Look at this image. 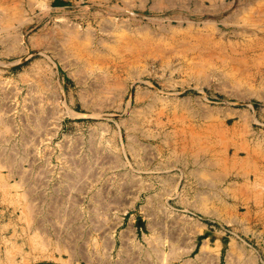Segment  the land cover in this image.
<instances>
[{"label":"rangeland","instance_id":"1","mask_svg":"<svg viewBox=\"0 0 264 264\" xmlns=\"http://www.w3.org/2000/svg\"><path fill=\"white\" fill-rule=\"evenodd\" d=\"M141 1L0 0V264H264V0Z\"/></svg>","mask_w":264,"mask_h":264},{"label":"bare ground","instance_id":"2","mask_svg":"<svg viewBox=\"0 0 264 264\" xmlns=\"http://www.w3.org/2000/svg\"><path fill=\"white\" fill-rule=\"evenodd\" d=\"M141 1V0H140ZM147 1V0H146ZM142 2V1H141ZM166 2H168V4H170V5H173V4H176V3H174V2H176V1H173V0H167ZM185 2V1H184ZM190 2V1H189ZM196 2V1H195ZM214 3V2H213ZM158 4H159V1H158ZM157 4V5H158ZM152 5V4H151ZM155 5V4H154ZM218 5V4H217ZM216 6V5H215ZM198 7V6H197ZM237 11V10H236ZM241 13V12H240ZM241 15H239V17H240ZM247 16H249V15H247ZM236 17V16H235ZM253 17V16H252ZM261 19H263L262 21L264 22V14L262 15V17H260ZM4 19L0 16V28H2V29H7V31L9 30V31H15V29H16V26H14V25H8V26H6V25H4V21H3ZM247 20V19H246ZM248 20H250V18L248 19ZM188 21H189V18H188ZM259 21V20H258ZM199 22V21H198ZM211 22V21H210ZM247 22V21H246ZM251 22H254V21H251ZM256 22V21H255ZM190 23H193V22H190ZM207 23V22H206ZM249 23V22H248ZM251 24V23H250ZM254 24V23H253ZM256 24H258V23H256ZM256 24H254V26L256 25ZM181 25V24H180ZM264 25V24H263ZM173 25H171L170 24V27H172ZM64 27V26H63ZM62 27V28H63ZM64 29V31L66 32V34H67V36H65V34H64V31H63V38H61V41L66 45V47L68 48V50L71 52V53H73V55H75L76 56V58H77V63L79 64V65H83V66H87V68H89V69H91V71L93 72V73H96V72H100V70H103V68L102 67H98L97 66V64H96V51L95 50H90V52H84L83 51V49L81 48V44L79 43V42H77L78 41V39H76V37H79V35L78 34H75V32H73V31H71V30H73V29H71V30H69V28L68 29H66L65 27L63 28ZM260 29V28H259ZM169 30H170V28H169ZM150 31V30H149ZM171 31V30H170ZM257 32V31H256ZM14 33V32H13ZM12 33V34H13ZM151 34H152V32H150ZM8 34H9V32H8ZM12 34H10V35H12ZM150 34V35H151ZM161 34V33H160ZM184 34V33H183ZM148 36V35H147ZM188 36H190V34L189 33H187V34H184V37H183V40H184V43H185V45H189V43H188V41H187V38H188ZM158 38V39H160V38H162L161 36H153V38H152V40H154L155 38ZM16 38V37H15ZM191 38V37H190ZM74 39H76L77 41H75ZM151 38H147L146 39V42H149V40H150ZM161 40V39H160ZM245 40V39H244ZM262 40V39H261ZM143 41V40H142ZM186 42H187V44H186ZM197 42V41H196ZM206 44H208V40L206 39ZM143 43V42H142ZM216 43H218L217 41H216ZM144 44V43H143ZM212 44H213V42H212ZM214 45H215V43H214ZM259 45V47L261 48V49H264V39L262 40V41H260V43L258 44ZM193 46H197V45H193ZM213 46V45H212ZM220 46V45H219ZM251 45L249 44V47H250ZM127 47H133V46H130V45H127ZM198 47V46H197ZM200 47V46H199ZM184 48V47H183ZM192 49H194L193 47H191ZM264 51V50H263ZM178 115V114H177ZM192 118V117H191ZM178 119H181V116H180V118L178 117ZM183 119H184V115H183ZM177 120V119H176ZM184 121V120H183ZM183 121H182V123H183ZM186 123V122H185ZM182 126H183V124H182ZM184 127V126H183ZM209 127V126H208ZM193 128V127H192ZM182 129V128H181ZM184 129H185V127H184ZM183 130V129H182ZM186 130H189V129H186ZM181 131V130H180ZM210 131V130H209ZM217 131L218 132H220L218 129H217ZM183 132H185V130H183ZM182 132V133H183ZM189 132H190V130H189ZM188 132V133H189ZM222 132V134H223V132H224V130H222L221 131ZM225 132H226V130H225ZM177 133V132H176ZM181 132H179V134H180ZM191 134L190 135H192V138L189 136V138H191V139H201L200 138V133H198L197 134V132L196 131H194L193 129L191 130V132H190ZM208 134H207V136L206 137H209L211 134L209 133V132H207ZM205 134V133H204ZM174 135V134H173ZM185 135H186V132H185ZM206 135V134H205ZM204 136V135H203ZM180 138V137H179ZM182 139H184L185 137L184 136H182L181 137ZM180 138V139H181ZM187 138V137H186ZM185 138V139H186ZM175 139H177V138H175ZM184 139V140H185ZM184 142V141H183ZM193 142V145L191 146V147H188V145H185V144H187V142L185 143V144H183V146L181 147V148H183L182 150L184 151V152H191L192 153V149L194 150V145L195 144H197V142L196 141H192ZM197 149V148H196ZM194 152V151H193ZM195 152H197V151H195ZM203 152L205 153V154H207V155H217L218 153H220L219 151H217V149L215 148V146L213 145V144H211V143H209L208 145H206L204 148H203ZM191 153H189V154H191ZM228 154H229V147L227 146L226 147V150H225V152H223L221 155V159L223 158H225V163L224 164H226V165H228V167H230L229 165H231V164H228L229 163V158H228ZM239 154V151H238V149H236L235 150V152H234V155H235V157H234V160H237V155ZM213 157V156H212ZM222 159V160H223ZM214 160V159H213ZM224 161V160H223ZM223 161H222V163H223ZM221 163V164H222ZM232 166V165H231ZM222 167V166H221ZM225 168V167H224ZM226 170H228L227 168H225ZM225 171V170H224Z\"/></svg>","mask_w":264,"mask_h":264}]
</instances>
